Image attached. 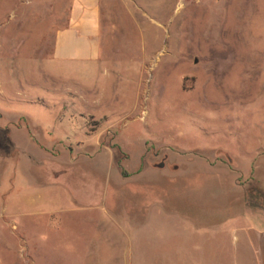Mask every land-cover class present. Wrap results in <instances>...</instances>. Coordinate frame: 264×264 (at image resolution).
<instances>
[{"label":"rangeland","instance_id":"374dc122","mask_svg":"<svg viewBox=\"0 0 264 264\" xmlns=\"http://www.w3.org/2000/svg\"><path fill=\"white\" fill-rule=\"evenodd\" d=\"M71 3L0 0V264H233L264 232V0H99V59L66 63Z\"/></svg>","mask_w":264,"mask_h":264},{"label":"crops","instance_id":"0c3cea01","mask_svg":"<svg viewBox=\"0 0 264 264\" xmlns=\"http://www.w3.org/2000/svg\"><path fill=\"white\" fill-rule=\"evenodd\" d=\"M99 32V0H72L67 26L55 36L52 59L66 63L97 61ZM227 220L231 221L230 228H238L235 227V219ZM231 235L233 264H264V232L246 236L243 231H237L238 237ZM254 247L258 248L257 258L252 251Z\"/></svg>","mask_w":264,"mask_h":264},{"label":"trees","instance_id":"16d2710c","mask_svg":"<svg viewBox=\"0 0 264 264\" xmlns=\"http://www.w3.org/2000/svg\"><path fill=\"white\" fill-rule=\"evenodd\" d=\"M262 194V193H261Z\"/></svg>","mask_w":264,"mask_h":264}]
</instances>
